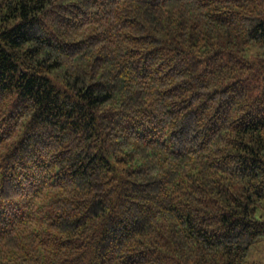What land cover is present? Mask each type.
Segmentation results:
<instances>
[{"label":"trees","instance_id":"1","mask_svg":"<svg viewBox=\"0 0 264 264\" xmlns=\"http://www.w3.org/2000/svg\"><path fill=\"white\" fill-rule=\"evenodd\" d=\"M263 203L264 0H0V264H246Z\"/></svg>","mask_w":264,"mask_h":264},{"label":"rangeland","instance_id":"2","mask_svg":"<svg viewBox=\"0 0 264 264\" xmlns=\"http://www.w3.org/2000/svg\"><path fill=\"white\" fill-rule=\"evenodd\" d=\"M258 216L260 218L264 217V203ZM246 264H264V240L249 251L246 257Z\"/></svg>","mask_w":264,"mask_h":264}]
</instances>
